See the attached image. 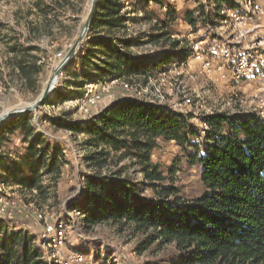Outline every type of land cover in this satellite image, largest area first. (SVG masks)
Listing matches in <instances>:
<instances>
[{
    "label": "trees",
    "instance_id": "16d2710c",
    "mask_svg": "<svg viewBox=\"0 0 264 264\" xmlns=\"http://www.w3.org/2000/svg\"><path fill=\"white\" fill-rule=\"evenodd\" d=\"M155 2L163 4V0ZM36 5L42 18L52 21V6L39 1ZM123 6L122 0H97L88 32L63 70L75 86L115 79L147 82L148 76L167 71L174 60L187 58L191 47L172 38L169 23L175 17L169 10L166 19L154 11L140 16L153 23L154 32L147 40L140 34L116 36L124 26ZM203 13L190 11L186 21L196 28ZM29 30L37 38L42 35L39 27ZM142 42L165 49L158 56L133 54L131 48ZM8 51L20 78L31 81L39 75L43 65L38 44L17 38L8 44ZM203 122L208 128L202 141H190L192 149L186 154L189 166L198 169L203 191L190 198L175 184L174 169L165 171L151 160L158 139L184 146L190 137L202 136L184 113L118 97L83 125L53 119L56 125L84 133L85 143L94 149L86 156L94 169L77 173L79 191L67 208L82 213L86 228L105 223L146 234L142 249L144 243L154 241L172 245L162 264H264V122L258 116L233 118L223 111L206 114ZM16 132L23 150L10 158L1 147ZM125 159L142 180L118 167ZM65 160L60 144L36 133L29 113L0 125V183L13 182L33 197L46 198L50 186L57 185ZM45 176L50 184L43 181ZM11 222L0 217V264H56L44 255L37 235L19 228L7 232L3 226Z\"/></svg>",
    "mask_w": 264,
    "mask_h": 264
},
{
    "label": "rangeland",
    "instance_id": "374dc122",
    "mask_svg": "<svg viewBox=\"0 0 264 264\" xmlns=\"http://www.w3.org/2000/svg\"><path fill=\"white\" fill-rule=\"evenodd\" d=\"M38 1L52 6V12L55 15L52 17V21L42 18L40 15L42 12L36 7ZM90 2L91 0H0V115L7 110L24 108V106L35 104L40 100L56 64L79 36ZM122 2L124 6L120 13L125 15V21L123 22L124 26L115 32L118 37H135L140 34L141 39L147 40L146 36L154 32L151 29L153 23L144 21L140 16L145 12L154 11L161 19H166V13L169 10L175 17L169 23L172 38L183 41L181 44L191 46L196 39L205 37L206 44L211 46L214 39L217 38L213 31L205 29L198 31L202 27L194 28L186 21L190 11L197 14L209 11L212 0H163L161 5L155 0H122ZM50 16L53 15L50 14ZM31 27H39L42 35L37 38L30 32ZM48 30L53 33L48 34ZM213 30L216 31L215 27ZM22 37L29 42L38 44L42 49L38 53L43 65L42 70L31 81L20 78L13 71L12 55L8 51V44L17 38L22 40ZM164 49V46L156 43L142 42L140 45L132 47L131 51L137 56L154 54V52L158 56L163 53ZM259 51L262 50L259 49ZM206 58L214 63L213 65L211 63L210 69L204 67ZM206 58L200 61L190 53L187 58L174 60L169 69L165 71V75H162L164 72H160L154 76H148L147 82L136 81L141 87L139 89H143L138 97L154 104L156 102L165 103L159 95L165 96L166 104H172L173 101L181 102L184 95L191 98L192 102L189 106H183L181 110L175 111L184 113L193 126L201 131L202 136L190 137L184 146L175 141L167 142L158 139V145L151 155V160L159 163L161 169L175 170V184H178L182 193L190 198L201 194L203 186L198 169L195 166H189L186 154L192 149L190 141H202L207 129L203 122L206 114L223 111L233 118L258 116L264 121V68H256L257 76L252 80L236 81L233 76L234 70L230 63H226L223 66V71L229 77L221 79L214 69L217 63L224 60L214 57L213 61L210 55H207ZM173 64L176 65L173 66ZM75 66L77 64L72 65L69 71L71 72ZM63 70L57 76L46 99L29 114L36 133L42 134L43 139L51 143L60 144L65 151L67 159L65 161L67 162L57 185L50 186L46 198L33 197L30 192L15 186L16 184L13 182L4 184L6 193L15 200V217L12 220L4 218L12 222L10 225L5 224L3 228L7 232H10L12 228H19L40 237L41 240L38 242L49 261L48 256L52 250L41 244L44 231L43 222L38 220L37 214H35V210L41 213L46 210L51 212L52 221L59 220L65 225L66 241L59 251L60 256L67 257L71 254L81 253L83 260L78 264H162V259L173 249L172 245L162 244L159 246L154 241L144 243L142 249L140 243H143L146 234L136 232L129 226L120 227L115 224L98 223L91 228H86L83 225V216L74 213L75 210L67 208V203L74 199L79 191L77 180L79 174L77 173L80 170L92 172L94 169L86 162V156L94 149L85 143L87 136L84 133L73 132L64 126L56 125L53 123V119L58 117L63 124L75 120L83 125L93 115L107 108L111 102L122 97L120 94L123 89L119 83L111 84L107 81L106 84H99L93 90H97L105 98L101 102L89 106L85 94L91 82L82 87L75 86L72 84L70 73L65 75ZM162 78L164 81H161ZM129 93L130 91L125 94ZM53 100L57 103L52 104ZM19 138V134L16 132L10 136L8 142H5L4 149H8L10 158L16 157L23 150ZM119 166L126 167L127 173L131 176L139 178V180L143 179L128 159L118 164ZM112 167L111 164L108 169L110 170ZM108 169H105V172ZM43 181L46 184L52 182L46 176ZM30 202L33 203V206L29 205Z\"/></svg>",
    "mask_w": 264,
    "mask_h": 264
},
{
    "label": "built area",
    "instance_id": "2783aa9c",
    "mask_svg": "<svg viewBox=\"0 0 264 264\" xmlns=\"http://www.w3.org/2000/svg\"><path fill=\"white\" fill-rule=\"evenodd\" d=\"M210 8L209 11L204 12L201 18L202 21H199L196 27H202L199 28L198 31L203 29L213 31L217 38L214 39V43L211 46L206 44L207 39L205 37L196 39L193 45L190 46V53L194 55L195 59L200 61L206 58L207 55H210L212 60L214 57L223 59L224 61L217 63L214 69L221 79L229 77V75H226L223 71V66L226 65V63H230L232 70H234V80L238 81L243 79L247 81L254 79V77L257 76L256 68H264V0H212ZM214 27L216 31L213 30ZM259 49L262 51L260 52ZM211 63L212 62L206 58L204 67L210 69ZM213 64L214 63H212V65ZM175 65L176 64H173V66ZM165 74V72L162 73V75ZM161 81H164V78H162ZM109 82L111 84H120L123 89V92L120 94L122 97L128 95L139 99V93L143 90L139 89L141 87H139L136 81L115 79ZM106 83L107 81L102 83H89L85 94L89 106L104 100L105 97L101 96L100 93L95 89L93 90V88L99 84L103 85ZM128 91H130V93L125 94ZM159 96L165 103H156L165 105L172 111L181 110L183 106H189L192 102L190 97L187 98V96L184 95L181 102L173 101L172 104H166L167 99H165V96ZM208 114L214 113L211 112ZM261 120L263 121V119ZM204 126L208 128L205 123ZM19 187L21 188V186ZM5 190L4 184L0 183V217L12 220L15 217V200L10 198ZM33 193H36L35 189ZM29 205L33 206V203L30 202ZM35 211L38 220L43 222L44 231L41 244L52 250V253L48 256L49 262L56 264H78V262H81L83 260V255L81 253L71 254L67 257L59 255V251H61L66 241L65 225L59 220L52 221V214L50 211L44 210L45 212L43 213L37 212V210ZM74 213L82 215L79 211H75ZM39 239L41 240L40 237Z\"/></svg>",
    "mask_w": 264,
    "mask_h": 264
},
{
    "label": "water",
    "instance_id": "95a60500",
    "mask_svg": "<svg viewBox=\"0 0 264 264\" xmlns=\"http://www.w3.org/2000/svg\"><path fill=\"white\" fill-rule=\"evenodd\" d=\"M96 4H97V0H91L90 6H89V8L87 10V16H86V18H85V20L83 22V25H82V28L80 30L81 32H80L79 36L76 38V40L74 41V43L72 44L70 49L67 51V53L56 64L57 66H56L54 72L52 73V75L50 76V78L48 80V84H47V86L45 87V89L43 90V92L41 94L40 100H38L35 104L29 105V106H24V108H17V109L7 110V112H5V113L0 115V125L5 123V122H7L11 118H16V117H19V116H23L26 113H29L33 109H36L40 105V103H42L46 99V96L48 95V92L51 90L53 84L56 82L57 76L62 72V70L66 66L69 65L70 61L72 60V58L75 56L76 52L78 51L79 44L83 40L84 36L87 34L88 26H89V24L91 22V19L93 17V12H94V10L96 8ZM123 97H129V98H132V99H138V98H135V97H132V96H128V95H124ZM139 99H142V98H139ZM142 100H144V99H142ZM114 102L115 101L111 102L110 105L113 104Z\"/></svg>",
    "mask_w": 264,
    "mask_h": 264
},
{
    "label": "crops",
    "instance_id": "0c3cea01",
    "mask_svg": "<svg viewBox=\"0 0 264 264\" xmlns=\"http://www.w3.org/2000/svg\"><path fill=\"white\" fill-rule=\"evenodd\" d=\"M117 36H118V35H117ZM18 134H19V132H18ZM19 137H20V138H19V139H20L19 142L21 143V145H23V143H22V141H21V136H20V134H19ZM1 149H2L3 151H5V152L8 153V151H7L8 149H4V146H2ZM9 154H10V152L8 153V156H9ZM15 186H19V185L16 184Z\"/></svg>",
    "mask_w": 264,
    "mask_h": 264
}]
</instances>
